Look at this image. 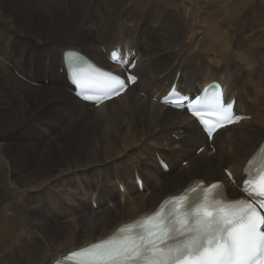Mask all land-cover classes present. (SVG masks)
Listing matches in <instances>:
<instances>
[{"label":"bare ground","instance_id":"obj_1","mask_svg":"<svg viewBox=\"0 0 264 264\" xmlns=\"http://www.w3.org/2000/svg\"><path fill=\"white\" fill-rule=\"evenodd\" d=\"M114 49L121 53L119 69L125 70L138 57L134 74L140 80L99 109H89L72 94L62 54L77 51L111 69L109 52ZM177 72L178 90L190 96L210 82L224 83V101L235 97L236 114L250 117L218 131L212 143L215 151L186 114L183 102H154L155 96L168 90ZM112 87L115 92L123 89L120 82ZM30 124L51 136L52 149L35 161L46 171L41 167L27 176L21 169L12 181L10 172L16 168L7 153L18 152L16 144L27 147L33 156L35 147L30 142L36 144L37 138L25 134ZM76 139L90 143L78 141L68 152L70 148L64 146ZM263 141L264 0H0V186L4 198L19 202L25 215L29 203L17 197L47 194L48 199L67 183L62 192L75 200L71 211L75 213L85 201L75 214L87 219L64 216L41 240L21 235L13 244L17 264H52L152 213L164 198L180 194L196 180L224 181L228 190L239 195L222 171L226 168L239 183L246 160ZM201 147L205 149L198 153ZM53 150L60 151L59 159L46 156ZM22 153L20 149L17 158L30 159ZM156 153L170 166L169 172L174 171L171 176L159 166ZM104 163L109 168L98 167ZM136 174L143 180V192ZM89 185L96 192L91 199L85 193L88 190H82ZM68 197L66 207L71 204ZM5 215L2 222L10 218ZM11 223V229H16ZM6 230L7 236L10 227Z\"/></svg>","mask_w":264,"mask_h":264},{"label":"snow or ice","instance_id":"obj_2","mask_svg":"<svg viewBox=\"0 0 264 264\" xmlns=\"http://www.w3.org/2000/svg\"><path fill=\"white\" fill-rule=\"evenodd\" d=\"M113 78L120 81L121 87L124 86V81L119 75ZM258 225H264V218L256 219L255 213L228 214L221 210L219 217H216L212 211L205 210L203 218L197 216L188 223L179 219L167 223L156 221L153 227L157 230L160 244H164L176 234H188V242L176 249L178 254L174 257L173 264H181L185 257H200L199 264H256L257 260L264 264V232L259 230ZM139 240L141 243L132 242L119 248H101L98 252L101 264L103 261L121 264L125 259L134 264L141 255L142 245L153 243L152 240L145 241L143 236L139 237ZM152 251L155 264H159L160 257L155 254L162 249L154 245Z\"/></svg>","mask_w":264,"mask_h":264},{"label":"rangeland","instance_id":"obj_3","mask_svg":"<svg viewBox=\"0 0 264 264\" xmlns=\"http://www.w3.org/2000/svg\"><path fill=\"white\" fill-rule=\"evenodd\" d=\"M85 29L86 30H88L89 29V26H85ZM46 85H47V83H46ZM141 91V86H138V88H137V90H136V92H140ZM143 94V95H142ZM144 95H145V93L144 92H142L141 93V96H143L144 97ZM155 102V101H154ZM30 126H32V128H31V130L30 131H28L27 133H25L27 136H33V137H35V138H37V141H36V144H33L32 142H30L31 143V146H33L34 145V147L35 148H33L32 150L34 151L33 152V156H32V154L30 153V151L28 150V148L27 147H24V146H19V145H16V144H14L15 146H17V147H19V150H18V152H16V153H14V152H8L7 153V155H8V158L10 159V160H13V162H12V165H13V167H15L16 169L13 171V172H10V176H11V178H10V180H12V181H15L18 177H19V171L21 170V169H24L25 170V172H26V175L27 176H30V175H32L33 174V171H37L38 169H41V167H40V165H38L35 161L38 159V158H42L44 155H45V153H46V151H49V149L51 148L50 147V145H51V136L50 137H48L50 134L47 132V130L45 129V130H40V131H37V130H35V128H37V127H39V126H37V124L36 125H33V124H30ZM44 131V132H43ZM33 134H32V133ZM36 132V133H35ZM29 133V134H28ZM36 134V135H35ZM38 134V135H37ZM49 134V135H48ZM42 135V136H41ZM176 137V138H175ZM90 138H93V136L92 137H90ZM173 138L175 139V140H178L177 138V136H173ZM41 140V141H40ZM50 141V142H49ZM78 141H82V143H86V142H88V143H90V140L89 139H85V140H80V139H76L75 141H74V144H72V143H68V145H65L64 146V148L65 149H67V147H69L70 149L68 150V152H70V151H73L74 150V145H76L77 143H78ZM38 143V144H37ZM49 143V144H48ZM14 146V147H15ZM20 149H21V152H23L22 154H23V157H25V158H27L28 156H30V159H23V158H17L18 157V153H19V151H20ZM48 149V150H47ZM52 149V148H51ZM210 149H212L213 151L214 150H216V149H214L213 147H211ZM54 152H51V153H49V154H46V156L47 155H49V156H51L52 157V159H56V158H60V155H59V153H60V151L58 150V151H56V150H53ZM20 155V154H19ZM41 155V156H40ZM34 157H36V158H34ZM38 157V158H37ZM18 159H19V161H18ZM99 166L98 167H100V168H109V166L106 164V163H104V164H98ZM186 165H187V162H184V164H182V167H186ZM58 167V166H57ZM97 166L95 165L94 166V168H90L91 169V172H90V174H89V176H91L92 174H93V172H94V170H95V168H96ZM42 168H44V167H42ZM45 169V168H44ZM88 169V168H87ZM226 170V168L222 171V174H225L224 173V171ZM45 171H46V169H45ZM109 172V171H108ZM170 173V172H169ZM165 173V174H167L168 175V177L169 176H171V174H173L174 173V171L172 172V173ZM18 183V182H17ZM67 184V183H66ZM66 184L64 185V188H63V186H60L59 188L57 187L56 189H55V191L53 192V194L50 196V197H48V199L49 200H51V201H49L48 199H47V194H44V195H41V196H31V195H29V194H27V193H25L23 196H20V197H17V198H22L23 197V199L25 200V201H27L28 203H29V207H27L26 208V216L25 215H21V210H22V205L19 203V202H13L12 203V201H11V203H10V199L8 200L7 198H4V196H5V194H4V191H3V189H2V187L3 186H0V210L1 209H3V208H5V209H3V210H1V217H0V254H2V255H0V264H15V262H16V264L18 263V261H19V256H18V252H16L17 250H16V248L15 247H13V244H15L17 241H18V239L21 237V235L22 236H24V237H28L29 238V240L30 241H32L33 239L34 240H37V239H39V240H41L42 238H44V236H46L47 234H49V233H51L53 230H55L54 228H57V225L56 224H58L59 222H60V220L62 219V217H67V216H70V215H73V218H75V217H79L78 218V221H83V220H87V219H85V217H82V216H79V215H76L75 213H76V211L78 210V208L85 202H83V203H81L80 204V206L79 207H77L76 209V211H75V213L74 212H72L73 211V207H75L74 206V203H75V200H73L72 199V197L70 196L71 194H69V193H67V192H62L63 191V189H66V188H68L69 186H68V184H67V186H66ZM16 185V184H15ZM82 190H88V191H85V193H87V194H89L90 193V195H91V197H90V199L93 197V196H96V192H95V188H93V186H91V185H89V186H87V187H85V188H82ZM57 191V192H56ZM61 191V192H60ZM142 192V191H141ZM95 193V195H93ZM59 194V196H57ZM62 195V197H61V195ZM53 195H54V197H53ZM43 196V197H42ZM69 196V197H68ZM30 197H31V199H30ZM42 197V198H41ZM65 197H68L69 198V203H71L70 205L68 204V206L66 207V203H65ZM34 198V199H33ZM46 198V199H45ZM52 198V199H51ZM57 198H58V200H57ZM5 199V200H4ZM8 200V201H7ZM34 200V201H33ZM39 200V201H38ZM53 200V201H52ZM60 200V201H59ZM74 202H73V201ZM3 201V202H2ZM5 201V202H4ZM38 201V202H37ZM72 201V202H71ZM3 204H2V203ZM7 202H9V203H7ZM32 202V203H31ZM51 202V203H50ZM17 203H18V205H17ZM37 203H38V206H37ZM41 203H43V204H41ZM49 203V204H48ZM54 203H57V204H54ZM11 204H13V205H11ZM15 204V205H14ZM32 204V205H31ZM35 204V205H34ZM53 204V205H52ZM6 205H7V207H6ZM50 205V206H49ZM52 205V206H51ZM57 205V206H56ZM9 206V207H8ZM15 206V207H14ZM18 208H17V207ZM21 206V207H20ZM55 206V207H54ZM62 206V207H61ZM1 207H3V208H1ZM32 207H35V208H32ZM39 207V208H38ZM8 208V210H9V212H10V210L12 211V212H8V210H6ZM20 208H21V210H20ZM53 210H51V209ZM67 209L68 208V211L67 210H65V209ZM13 209H15L14 211H13ZM18 209V211H17V213H16V210ZM48 209V210H47ZM50 209V210H49ZM61 209V211H63V212H60L59 210ZM70 209V210H69ZM71 209H72V211H71ZM94 209L96 210V207H94ZM29 210V211H28ZM37 210V211H36ZM45 210V211H44ZM57 212H56V211ZM2 211H3V213L4 214H6L5 216H7L8 214L10 215V216H8V217H10V218H8L7 220L5 219L4 220V222H2L3 221V218H2V216H3V213H2ZM49 211H50V213H49ZM5 212H7V213H5ZM68 212V213H67ZM57 213V214H56ZM14 214V216H11V215H13ZM20 214V215H19ZM64 214V215H63ZM97 214H100V213H97ZM43 215V216H42ZM35 216V217H34ZM40 216V217H39ZM50 216V217H49ZM32 217V218H31ZM49 217V218H48ZM59 217V218H58ZM52 218V219H51ZM87 218L88 219H90L91 217L90 216H87ZM13 222V223H11V221ZM37 220H38V222H37ZM44 220H45V222H44ZM42 221V222H41ZM9 222V223H8ZM40 222V223H39ZM47 222V223H46ZM54 222V223H53ZM14 224V226L16 227V229L14 228L13 229V227H12V229H11V225H9V224ZM5 224H7V225H5ZM35 224V225H34ZM42 225L44 226V227H42ZM40 226V227H39ZM6 227H10V230H9V233H8V235L6 236V232H7V230H8V228H7V230H6ZM20 227V228H19ZM33 227V228H32ZM51 227H52V229H51ZM38 229V230H37ZM42 229V230H41ZM45 229V230H44ZM2 230H4V232L2 231ZM16 232L15 234L13 233L14 231ZM17 230V231H16ZM26 230V231H25ZM29 230V231H28ZM23 231V232H22ZM41 231V232H40ZM51 231V232H50ZM30 235H31V237H30ZM2 237V238H1ZM10 237H12V238H10ZM14 237V238H13ZM6 238V239H5ZM4 242V243H3ZM40 242V241H39ZM7 243V244H6ZM5 244V245H4ZM6 245H7V248H4V247H6ZM9 245V246H8ZM10 245H12V246H10ZM4 246V247H3ZM1 247L3 248V249H1ZM9 248H11V249H9ZM12 248H14L13 249V251H11L12 250ZM2 250V251H1ZM5 252H4V251ZM16 255V256H15ZM14 257H16L15 258V261L13 260L14 259ZM2 259V260H1ZM5 259V260H4ZM14 262V263H13Z\"/></svg>","mask_w":264,"mask_h":264}]
</instances>
